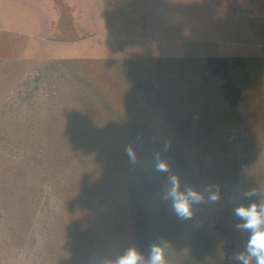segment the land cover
Listing matches in <instances>:
<instances>
[{
    "label": "rangeland",
    "instance_id": "rangeland-1",
    "mask_svg": "<svg viewBox=\"0 0 264 264\" xmlns=\"http://www.w3.org/2000/svg\"><path fill=\"white\" fill-rule=\"evenodd\" d=\"M156 152L221 200L179 219ZM252 188L264 0H0V264H101L157 236L168 264H233Z\"/></svg>",
    "mask_w": 264,
    "mask_h": 264
},
{
    "label": "clouds",
    "instance_id": "clouds-1",
    "mask_svg": "<svg viewBox=\"0 0 264 264\" xmlns=\"http://www.w3.org/2000/svg\"><path fill=\"white\" fill-rule=\"evenodd\" d=\"M169 148L170 144L165 143L164 151L167 152ZM125 154L130 163H137V153L133 145L126 146ZM153 160L156 172L168 174L167 184L160 190V198L169 204L179 219H193L194 206L205 203V192L208 202L215 204L221 200L219 184L209 183L203 191L190 185H185L182 189L180 175L172 170L170 163L162 158L160 152L154 154ZM258 195L264 196V189L252 188L244 193L249 200ZM232 212L237 221L235 229L247 233V239L242 247L233 252L231 261L233 264H264V199L259 205L255 201L241 203ZM170 247L171 244L165 237L157 236L146 249L132 245L115 260L105 259L101 264H168L167 253Z\"/></svg>",
    "mask_w": 264,
    "mask_h": 264
},
{
    "label": "trees",
    "instance_id": "trees-1",
    "mask_svg": "<svg viewBox=\"0 0 264 264\" xmlns=\"http://www.w3.org/2000/svg\"><path fill=\"white\" fill-rule=\"evenodd\" d=\"M68 64H69L68 62L65 63L66 66H67ZM73 75L75 76V74H73Z\"/></svg>",
    "mask_w": 264,
    "mask_h": 264
}]
</instances>
